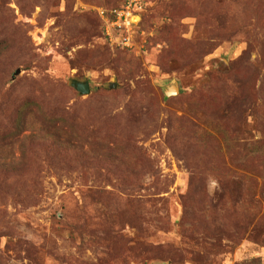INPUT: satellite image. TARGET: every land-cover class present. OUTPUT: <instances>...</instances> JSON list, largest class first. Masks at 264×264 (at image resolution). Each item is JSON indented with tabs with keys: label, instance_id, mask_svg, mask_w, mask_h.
Instances as JSON below:
<instances>
[{
	"label": "rangeland",
	"instance_id": "rangeland-1",
	"mask_svg": "<svg viewBox=\"0 0 264 264\" xmlns=\"http://www.w3.org/2000/svg\"><path fill=\"white\" fill-rule=\"evenodd\" d=\"M0 264H264V0H0Z\"/></svg>",
	"mask_w": 264,
	"mask_h": 264
},
{
	"label": "water",
	"instance_id": "water-1",
	"mask_svg": "<svg viewBox=\"0 0 264 264\" xmlns=\"http://www.w3.org/2000/svg\"><path fill=\"white\" fill-rule=\"evenodd\" d=\"M20 72V69H18L17 73ZM73 87L79 91L81 94H89L91 92V85L89 80H78L73 79L72 80ZM117 83L114 82L111 84V87H116ZM164 93L166 97H172L176 96L180 93L179 86L176 81H171L169 84H166L164 86Z\"/></svg>",
	"mask_w": 264,
	"mask_h": 264
},
{
	"label": "built area",
	"instance_id": "built-area-1",
	"mask_svg": "<svg viewBox=\"0 0 264 264\" xmlns=\"http://www.w3.org/2000/svg\"><path fill=\"white\" fill-rule=\"evenodd\" d=\"M121 14V13H120ZM125 15L124 13L122 14V16Z\"/></svg>",
	"mask_w": 264,
	"mask_h": 264
}]
</instances>
